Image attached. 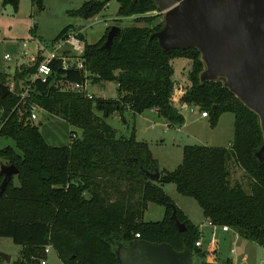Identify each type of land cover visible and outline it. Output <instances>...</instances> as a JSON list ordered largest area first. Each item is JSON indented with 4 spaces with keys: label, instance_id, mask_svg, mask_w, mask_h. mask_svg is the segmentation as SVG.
Listing matches in <instances>:
<instances>
[{
    "label": "trees",
    "instance_id": "16d2710c",
    "mask_svg": "<svg viewBox=\"0 0 264 264\" xmlns=\"http://www.w3.org/2000/svg\"><path fill=\"white\" fill-rule=\"evenodd\" d=\"M31 1L37 10L43 8V0ZM108 1L84 0L68 13L88 20L103 11ZM18 2L2 0L3 6L14 9ZM117 2L119 17L136 16L134 21L144 25L122 27L108 50L101 45L109 28L95 43L79 34L85 41L89 79L92 84L114 82L116 98L87 99L75 92L57 90V78L84 79L78 71L62 70L57 62H53V73L47 81H35L25 98L13 92L0 97V137L14 142V147L0 149V157L18 169L17 184L12 177L0 195V237L10 238L22 247L13 264H41L46 260L47 245L63 264H120L117 245H127L134 239L167 242L176 250L187 246L195 262L209 259L206 249L195 245L199 238H206L205 233L163 190L162 185L169 183L178 193L197 201L205 220L227 225L240 238L262 247L264 161L254 153L264 139L258 117L221 80L200 82L203 63L195 48L166 51L156 38L150 39L163 26L155 0ZM71 28L68 24L53 39ZM177 57L192 61L187 75L191 84L181 101L206 111L212 127L221 114L232 112L233 139L227 147L183 146L181 162L170 171L159 169V179L152 181L146 172L153 173L158 162L148 143L137 140L134 129L129 136L117 135L106 118L114 112L122 115L129 110L135 116L155 109L167 126H181L184 116L172 102L171 60ZM34 71V66L15 68L12 81L23 85ZM7 77L0 72V82L8 84ZM32 104L60 116L67 125L80 129V135L73 137L75 132L71 131L66 144H49L30 119ZM232 165L247 175L248 188L231 181ZM149 203L163 207L161 220H143ZM173 210L185 222V231L175 226ZM227 233L225 237H230ZM211 237L210 231L207 243ZM211 260L233 264L232 258H226L224 263Z\"/></svg>",
    "mask_w": 264,
    "mask_h": 264
},
{
    "label": "rangeland",
    "instance_id": "374dc122",
    "mask_svg": "<svg viewBox=\"0 0 264 264\" xmlns=\"http://www.w3.org/2000/svg\"><path fill=\"white\" fill-rule=\"evenodd\" d=\"M84 0H43V8L37 10L31 0H19L18 7L14 9L11 5L3 6L0 0V72L9 75L8 85L12 84V68H17L28 61L23 56V42H28L27 48L33 54L36 41L48 43L68 24L72 25L70 31H81L89 43L97 42L107 28L113 25L120 28L130 25H144L143 22H135L136 16L119 17L116 14L118 9L117 0H109L105 9L91 19L72 17L69 11L77 9ZM163 17V13L160 12ZM161 17V19H162ZM8 54L10 59L5 58ZM25 67L21 65L18 69ZM184 79V80H183ZM183 79L177 76L173 97L178 98V89H185L191 83L188 82L187 75L183 74ZM187 82L189 84H187ZM14 83V82H13ZM95 85L92 91L97 97L109 99L116 94V84L105 82ZM57 90H61L58 88ZM177 106L176 102H173ZM38 118L34 123L39 127L49 144H66L71 131L80 135L81 130L69 126L66 122L55 114L46 113L43 109H37ZM184 125L179 127L165 126L163 118L152 114L151 110H146L142 114L133 116L132 113L124 112V118L118 117L117 113H112L106 121L116 130L117 135L129 136L133 129L137 140H147L152 154L158 158L161 168L173 170L182 159V149L185 145H207V146H229L233 139L234 114L224 113L219 119L218 125L212 127L209 117H201V110L182 109ZM6 146L14 147V142L10 138L0 137V149ZM5 159L0 157V169L5 164ZM232 182L238 181L248 188V177L244 171L232 165ZM13 182L17 184L16 175ZM163 190L173 199L176 205L189 217V219L204 231L206 238H199L203 242L202 247L206 249L207 258H213L220 263H224L226 258H236V254L231 253V249H236V237L233 232L225 233L218 230L216 233V243L206 241L210 228L206 226V220L202 215V209L195 199L184 196L176 191L173 183L163 184ZM163 207L154 203H149L144 212V221H158L163 217ZM249 250L254 259L263 256L261 246L252 241H247ZM22 247L14 244L10 238L0 237V264H13L19 257ZM1 254L9 255L8 262L1 257ZM207 259V260H209ZM196 261V257H193ZM46 264H63L56 254L51 250L46 256ZM258 261V260H257ZM257 263V262H256ZM255 263V264H256Z\"/></svg>",
    "mask_w": 264,
    "mask_h": 264
},
{
    "label": "water",
    "instance_id": "95a60500",
    "mask_svg": "<svg viewBox=\"0 0 264 264\" xmlns=\"http://www.w3.org/2000/svg\"><path fill=\"white\" fill-rule=\"evenodd\" d=\"M155 1L163 13V26L150 39L156 38L166 51L195 48L203 63L200 82L221 80L258 117L264 139V0ZM120 30L119 26H111L101 48L108 50ZM10 92L20 93L18 80L12 90L0 82V97ZM254 154L264 161V142ZM17 172L14 164L2 165L0 195ZM146 174L157 181L159 168ZM171 218L179 231H185L186 224L178 219L175 210ZM115 252L120 264H218L211 259L195 262L187 246L176 250L167 242L143 239H134L127 245L119 243ZM1 257L11 260L9 255Z\"/></svg>",
    "mask_w": 264,
    "mask_h": 264
},
{
    "label": "built area",
    "instance_id": "2783aa9c",
    "mask_svg": "<svg viewBox=\"0 0 264 264\" xmlns=\"http://www.w3.org/2000/svg\"><path fill=\"white\" fill-rule=\"evenodd\" d=\"M80 33L81 31H69L65 35L57 39H53L48 43L36 41L33 54L30 53L29 49L27 48L28 42H23V47H26V49L23 51V56L28 62L21 65H25L26 67L34 66L35 71L27 77L23 85H20L19 94L21 95V98H25L26 96H28L29 90L35 81H47V78H49L53 73V62H57L62 70H75L82 74V76L84 77L83 81H69L64 78H57L54 82L55 87L61 88V90L65 91L75 92L87 99H93L94 97H97V95L92 91L95 85H93L91 80L89 79L91 73L87 69L86 59L84 57L85 41L79 37ZM5 58L10 59V56L6 54ZM20 66H18L17 68H19ZM9 86L12 90L14 87V83L12 82V84H10ZM181 96L182 95H178V98H175L172 95V102L177 103L176 107L180 112L182 111V109L199 110L198 106H193L182 102ZM116 97L117 93L115 94V96L110 98ZM38 108L40 107L36 104L31 105V120H36L38 118L36 112ZM201 116L208 117V113L206 111H202ZM76 135L77 134L74 133L73 137H75ZM206 226L211 230L212 237L210 238V242L212 244L216 243V233L218 230H221V232L223 233L231 231V229L227 225L218 226L213 224L210 220H206ZM234 235L236 238L239 237L237 233H234ZM135 236L138 238L139 234L136 233ZM195 245L201 246V240L196 241ZM51 248L52 247L50 245H47L44 249L45 253H48ZM261 248L263 256L257 261L256 264H264V245ZM233 252L234 248L231 249V253ZM45 263L46 260H41V264Z\"/></svg>",
    "mask_w": 264,
    "mask_h": 264
},
{
    "label": "crops",
    "instance_id": "0c3cea01",
    "mask_svg": "<svg viewBox=\"0 0 264 264\" xmlns=\"http://www.w3.org/2000/svg\"><path fill=\"white\" fill-rule=\"evenodd\" d=\"M171 64H172V66H173V70H174V73H173V81H174V89H176L175 88V79H177V76L178 77H181L182 79H183V74L186 76V75H188V72H189V70L191 69V65H192V61H191V59L190 58H187V57H177V58H174V59H172L171 60ZM14 70H15V68H12L11 69V73H13L14 72ZM184 80V79H183ZM188 82H190L189 80H187ZM187 82V84H189ZM108 83H111V82H105V84H108ZM190 86V85H189ZM188 86V87H189ZM188 87H186L185 89H181V90H179L178 89V92H179V95H183L184 93H185V91H186V89L188 88ZM124 112H129V110H125ZM124 112H123V114L122 115H120L119 113H117V115H118V117H120V118H124ZM151 113L152 114H155V115H157V113H156V110L154 109V110H151ZM226 113V112H225ZM224 114V113H223ZM223 114H221V116L223 115ZM200 115H201V113H200ZM158 116V115H157ZM221 116L219 117V119L221 118ZM202 117V116H201ZM204 118V117H203ZM164 120V119H163ZM218 122H219V120H218ZM218 122H217V125H218ZM164 125L165 126H167V124H166V122H165V120H164ZM182 125H184V123L182 124ZM181 125V126H182ZM216 125V126H217ZM215 126V127H216ZM143 141H145V142H147V143H149L147 140H143ZM152 152V151H151ZM153 157L157 160V162H158V168L160 169V170H166L165 168H161V164L159 163V160H158V158L157 157H155L154 155H153ZM175 163H180V162H175ZM5 164H6V162H5ZM167 171H169V170H167ZM185 214V213H184ZM186 215V214H185ZM189 218V217H188ZM202 231V230H201ZM203 233H204V231H202ZM236 249H234V252H233V254H236V258L235 259H233V264H255L256 262H257V260H259V259H254V256L252 255V253L249 251V250H251L250 248V246H248L247 244V241H245L244 239H242V238H240V237H238V238H236ZM51 250H54L53 248H51L50 249V251ZM49 251V252H50ZM48 252V253H49ZM47 253V254H48ZM46 263H47V261H46ZM45 263V264H46Z\"/></svg>",
    "mask_w": 264,
    "mask_h": 264
}]
</instances>
